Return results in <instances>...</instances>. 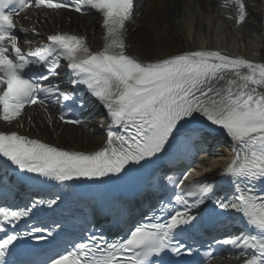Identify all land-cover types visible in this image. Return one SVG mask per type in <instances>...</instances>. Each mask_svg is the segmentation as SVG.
I'll return each instance as SVG.
<instances>
[{
  "label": "snow or ice",
  "instance_id": "6c2138e0",
  "mask_svg": "<svg viewBox=\"0 0 264 264\" xmlns=\"http://www.w3.org/2000/svg\"><path fill=\"white\" fill-rule=\"evenodd\" d=\"M32 7L85 15L94 10L102 17V49L93 52L82 37L54 33L25 50L34 41L21 43L14 18ZM219 8L234 26L247 24V0H220ZM134 10L135 0H0V122L11 126L26 106L47 111L63 101L59 120L79 125L70 104L83 108V95L100 102L110 118L106 146L93 154L0 131V158L21 172L63 184L119 175L129 164L159 158L177 137L188 140L200 133L202 138L205 131L219 129L234 145V156L222 171L233 191L222 198L212 183L186 184L187 174L169 177L176 191L159 216L153 214L121 239L90 234L86 242L38 264H166L162 257L167 254L175 257L170 264H182L181 258L191 257L193 250L177 237L197 227L199 217L192 210L207 201L217 215H239L252 232L214 238L199 264L213 259L214 246L230 250L236 264H264V196L255 190L264 183V63L206 48L141 62L126 51V24ZM62 68L67 69L68 90L54 79ZM59 199L0 206V264H9L6 257L17 242L54 237L51 229L30 225L29 218L41 206H57Z\"/></svg>",
  "mask_w": 264,
  "mask_h": 264
},
{
  "label": "bare ground",
  "instance_id": "6f19581e",
  "mask_svg": "<svg viewBox=\"0 0 264 264\" xmlns=\"http://www.w3.org/2000/svg\"><path fill=\"white\" fill-rule=\"evenodd\" d=\"M219 2L146 0L144 8L135 14L128 25L127 54L143 62H154L185 51L223 49L229 55L264 63V0H247V24L241 27L225 19L227 13L219 8ZM21 22L40 33L37 38L54 33H82L92 44L102 37L98 20H87L72 13L33 12L27 21L22 18ZM3 127L0 123V129ZM10 130L51 144H71L76 151L85 146L91 149L92 142L98 138L84 130L79 133L70 131L53 120L50 123L49 118L37 109L28 110L20 121L11 125ZM222 151L217 158H207L200 169H205L206 173L213 170L218 173L229 158V154Z\"/></svg>",
  "mask_w": 264,
  "mask_h": 264
},
{
  "label": "rangeland",
  "instance_id": "374dc122",
  "mask_svg": "<svg viewBox=\"0 0 264 264\" xmlns=\"http://www.w3.org/2000/svg\"><path fill=\"white\" fill-rule=\"evenodd\" d=\"M161 45H163V44H161Z\"/></svg>",
  "mask_w": 264,
  "mask_h": 264
}]
</instances>
